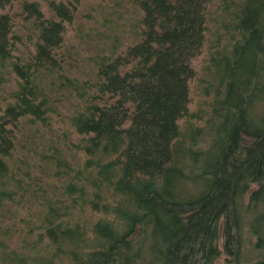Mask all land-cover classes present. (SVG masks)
<instances>
[{"label":"trees","instance_id":"16d2710c","mask_svg":"<svg viewBox=\"0 0 264 264\" xmlns=\"http://www.w3.org/2000/svg\"><path fill=\"white\" fill-rule=\"evenodd\" d=\"M47 1L22 4L26 57L0 15V264H237L245 243L264 264V0H137V41L117 53L114 33L83 76L64 47L79 0Z\"/></svg>","mask_w":264,"mask_h":264},{"label":"rangeland","instance_id":"374dc122","mask_svg":"<svg viewBox=\"0 0 264 264\" xmlns=\"http://www.w3.org/2000/svg\"><path fill=\"white\" fill-rule=\"evenodd\" d=\"M24 1L25 0H18L5 7H0V15L4 13L9 14L13 19V32L21 36L22 40H17L15 42V50L12 51V53L22 57L29 55L28 50H34L33 44L36 40L34 21L33 19H27L26 14L22 11V4ZM28 1H39L41 9L47 17L54 15L47 0ZM54 1H64L68 4L70 0ZM118 1L119 3H116ZM136 1L137 0H79L75 2L77 4V9L74 13V19L71 23H66V32L64 34V47L66 50L69 49L71 51V58L74 56V66L71 68L73 73L83 76L85 74L84 72H88L90 67V64L88 65L87 62L88 54L93 55L94 53L100 52V49L104 48V44H107V41L109 42L110 38H113L111 35L114 33L117 34L122 41V46L117 49V53L125 51L127 46L137 41L142 31L141 18L143 11ZM218 2L219 0L214 1V8L211 9L212 15L217 9L215 7ZM106 19H110V21L107 22ZM61 51L63 52L62 49L60 52ZM208 58L209 44L207 43L204 51L193 60L196 76L190 81L191 102L189 106L192 112L199 111L200 109H203V111L209 110L208 102L211 98L206 96L203 92L206 85L204 77L206 75L205 69ZM3 75L7 80L3 82V86L5 85L7 90L14 88V79H10L11 76L9 73L5 71ZM205 117L206 114H204V118ZM204 118L196 117L194 118V122L203 124L205 122ZM186 120L187 118L183 119L181 121L182 124L186 122ZM15 155L18 156V152H15ZM257 187V184H253L251 191ZM248 195L249 194H247L246 199H248ZM87 215L94 216L92 217L94 220L100 217V214L93 211H89ZM248 234L249 231L247 228H244L243 236L245 240L249 239L247 238ZM220 245H222V241H220ZM257 255H259V252L256 249H252L250 244L245 243L242 257L237 264H249ZM224 259L225 256L219 259V262H223Z\"/></svg>","mask_w":264,"mask_h":264}]
</instances>
